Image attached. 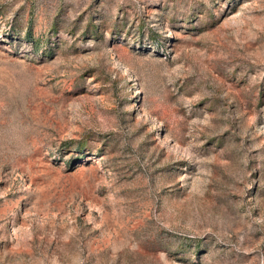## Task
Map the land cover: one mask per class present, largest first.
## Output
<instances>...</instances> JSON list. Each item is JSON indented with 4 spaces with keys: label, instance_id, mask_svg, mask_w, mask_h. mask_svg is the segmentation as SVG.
<instances>
[{
    "label": "rangeland",
    "instance_id": "obj_1",
    "mask_svg": "<svg viewBox=\"0 0 264 264\" xmlns=\"http://www.w3.org/2000/svg\"><path fill=\"white\" fill-rule=\"evenodd\" d=\"M0 264H264V0H0Z\"/></svg>",
    "mask_w": 264,
    "mask_h": 264
}]
</instances>
